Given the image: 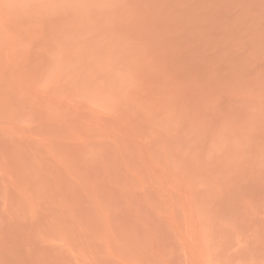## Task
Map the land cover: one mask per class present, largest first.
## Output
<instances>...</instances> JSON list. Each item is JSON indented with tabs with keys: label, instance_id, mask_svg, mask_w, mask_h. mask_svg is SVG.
<instances>
[{
	"label": "rangeland",
	"instance_id": "1",
	"mask_svg": "<svg viewBox=\"0 0 264 264\" xmlns=\"http://www.w3.org/2000/svg\"><path fill=\"white\" fill-rule=\"evenodd\" d=\"M0 264H264V0H0Z\"/></svg>",
	"mask_w": 264,
	"mask_h": 264
}]
</instances>
